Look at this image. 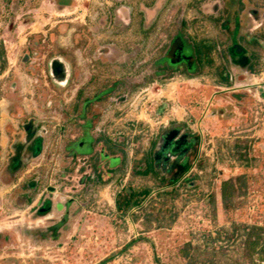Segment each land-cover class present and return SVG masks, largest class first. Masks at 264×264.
Here are the masks:
<instances>
[{"label": "rangeland", "instance_id": "obj_1", "mask_svg": "<svg viewBox=\"0 0 264 264\" xmlns=\"http://www.w3.org/2000/svg\"><path fill=\"white\" fill-rule=\"evenodd\" d=\"M72 1L0 0V141L2 132L9 138L0 163H13L17 144L31 136L18 176L25 191L38 181L26 206L11 190L16 181L4 188L12 181L0 173V264H252L241 243L245 228H264V0ZM179 31L191 50L195 43L213 49L202 67L156 80L155 63ZM101 49L105 63L96 60ZM56 58L66 63V77L51 76ZM250 59L257 73L235 65ZM227 74L230 85L221 82ZM79 88L81 102L93 100V128L82 131L84 152L93 153L89 167L67 156ZM231 93L248 101L238 105ZM175 123L197 137L189 171L166 188L134 176L135 160ZM122 151L123 173L88 181L100 158ZM240 156L252 166L243 167ZM240 176L245 193L227 210L222 184ZM129 188L150 194L124 213L116 198ZM171 188L174 196H162ZM43 194L53 209L76 197L55 234L50 227L64 212L40 215L43 202L34 205Z\"/></svg>", "mask_w": 264, "mask_h": 264}, {"label": "flooded vegetation", "instance_id": "obj_2", "mask_svg": "<svg viewBox=\"0 0 264 264\" xmlns=\"http://www.w3.org/2000/svg\"><path fill=\"white\" fill-rule=\"evenodd\" d=\"M125 6L122 5V12H125ZM142 12V11H141ZM183 24V23H182ZM196 44V43H195ZM195 44H193V49H190L189 44H187V41L185 39V36L179 31L172 39L170 42L169 46L167 47V50L163 57L161 58L160 61H157L155 63V72L153 73L154 76H156V80H163L166 78H169L172 74L176 73L173 72L178 69V72L181 70H187V71H193L195 70L197 66V60L195 56ZM192 46V45H191ZM103 50H100V53L98 52V56L96 57V60H100L101 62H104L103 58ZM105 63V62H104ZM158 66V68H157ZM59 76L60 70H57ZM94 79V76L91 75L90 78L88 79V82L85 83L84 86L90 84ZM119 86V85H118ZM116 86V88H118ZM83 97V89L79 88L76 94L74 95V98L72 100V115H71V120H72V126L74 129L73 135H72V141L70 142V146L68 147L69 153L67 156L71 157V160L73 161H80L85 165L86 167H89L87 164L91 158H92V152L87 153L84 152V149H86L89 145V143L86 141V137L83 135V130H85L86 127H91L93 128V122L90 119V114L92 112V99H88L89 97H85V99L81 102L80 99ZM81 104V105H80ZM91 112H90V110ZM88 114V115H87ZM174 129H179L180 133H178V136L174 140H170L168 138L170 131ZM88 131V130H86ZM87 136L91 137V133L88 131ZM32 137H30L31 139ZM30 139L26 140L24 143H21L20 145L17 146L16 149V156L23 154V158H27V153L29 152V147L27 144H30L29 141ZM92 139V138H91ZM197 142L192 139L188 133L183 132V130L180 127H169L166 131V133L163 136V140L161 142V145L159 147V150L157 152V157L161 163V167L164 170L169 168L168 166L172 163H176L177 167L173 170L171 173V176H174L175 173H177L178 168L183 165L185 161L189 162L190 158L192 157V154L195 152V147H196ZM86 147V148H85ZM40 151V148L37 147L36 145L33 147L32 146V154L33 156H38V152ZM101 155V151L99 150V157ZM107 156V155H106ZM20 157V156H19ZM110 160L108 159L103 160L100 158L98 160L99 164H97V172L90 174L88 176V181L90 183H103L106 182L109 178H112L114 176V173H123V168H124V156L123 153H114L109 155ZM118 160L117 166H112V162ZM165 172V171H164ZM76 179V178H75ZM38 183V181H30L28 185V190H23L22 186H18L14 188L16 190V193L14 191L15 196H20L18 195V191L21 192V196L24 197L26 200L25 203L23 204L26 206L32 205L34 202L32 201V204H29V199H30V193L32 192L31 189L35 187V185ZM96 185V184H95ZM31 188V189H30ZM76 189V187H75ZM21 190V191H20ZM50 192H54L53 188H49ZM42 204V207L38 210L39 214L42 216L49 215L50 213H63V219L55 224L54 226L50 227L51 230L55 232H58L60 228L64 227V222L67 221V215L70 207L76 206V197L70 198L66 205H61V204H56L55 208L53 209V202L48 199V197L44 196V194L36 201L37 204ZM23 203V202H22ZM65 228V227H64ZM57 234V233H56Z\"/></svg>", "mask_w": 264, "mask_h": 264}, {"label": "trees", "instance_id": "obj_3", "mask_svg": "<svg viewBox=\"0 0 264 264\" xmlns=\"http://www.w3.org/2000/svg\"><path fill=\"white\" fill-rule=\"evenodd\" d=\"M213 48L204 44H195V56L197 60V64L201 67L204 64V60L207 58L208 52ZM237 56V55H236ZM254 58V57H253ZM252 58V59H253ZM235 65L241 67L245 71L249 73H257L259 69H257L255 61L250 59V62L247 60L243 61H235ZM221 82L225 85L231 84V76L227 74L221 77ZM232 99L238 104H245V101H248L249 96L246 93H231ZM172 128L180 127L182 130L185 126L181 123L172 124ZM189 134V136L197 142V137L190 134L187 131H183ZM166 133V132H165ZM164 133V134H165ZM178 133H180L179 129H174L170 131L168 138L170 140H174ZM164 136V135H163ZM163 136L154 138L147 149V151L142 155L139 159H136L132 168V174L134 176L139 177H154L156 178L161 185L162 188L172 187L175 185L180 178H182L189 171V162L185 161L183 165H181L177 173L174 176H171L173 170L177 167L176 163L170 164L166 170L163 171L161 167L162 161H160L157 157V152L163 140ZM126 151H122L123 156L125 157ZM238 160L241 161L243 167H251V161L247 158L238 157ZM13 173H9V177L11 181H16L18 179V171H21L24 163H20L19 157L15 158L12 163ZM20 166V167H19ZM172 171V172H171ZM193 182V178H186L185 184H191ZM247 184V178L245 176H240L235 179H230L224 181L221 189V197L224 204V207L227 210H230L235 199L243 196L245 193V188ZM172 190H164L161 194L164 197H172L175 194V189ZM150 194V189H125L123 193L117 195L116 202L118 209L124 213H127L134 207H137L142 204V200L146 198ZM213 202V197L210 198ZM32 200H29L31 203ZM236 232L237 229H236ZM243 241L241 243V248L243 252L244 258L250 260L252 264H264V228L258 226H250L245 228Z\"/></svg>", "mask_w": 264, "mask_h": 264}, {"label": "crops", "instance_id": "obj_4", "mask_svg": "<svg viewBox=\"0 0 264 264\" xmlns=\"http://www.w3.org/2000/svg\"><path fill=\"white\" fill-rule=\"evenodd\" d=\"M60 1V3L61 2H64V1H67V0H59ZM68 1H70V3L72 2L73 3V1L72 0H68ZM72 3H71V5H72ZM68 4V3H67ZM71 5H69V6H71ZM15 100H16V97H15V95L11 98V102H10V106H12L13 104H14V102H15ZM4 114H10V111H6L5 110V113ZM7 115H5L6 117H7ZM28 128V127H27ZM30 128V127H29ZM31 129V128H30ZM3 129H1V131H2ZM4 132H2L1 133V141H0V149H4V148H6V150L8 149V144H9V138H8V136H7V134H3ZM31 135L33 136H35L36 134L32 131V133H31ZM31 137V136H30ZM41 137H37L35 140H37V141H35V145L37 146V145H40V143H41ZM23 142H25V141H23ZM23 142H20L19 144H21V143H23ZM17 146H18V144H17ZM17 149V148H16ZM1 155V154H0ZM13 157H12V162L14 161V156H16V152H15V150H14V154L12 155ZM20 156V157H19ZM17 155V157H19V160H20V163H21V165H22V163H23V161H24V158H23V154H20V155ZM17 157H15V158H17ZM1 160H4L3 158L1 159V157H0V161ZM12 164V163H11ZM11 164L9 163V164H7V167H6V165L2 168L1 167V163H0V173H3V172H5L4 173V175L5 176H7V175H9V173L11 172V173H13L14 172V170L12 169V166H11ZM20 167V166H19ZM5 170V171H4ZM11 173H10V175H11ZM20 173V171H18V173H17V175ZM11 177H12V175H11ZM12 183L13 182H10V183H3V187L4 188H8V187H10V185H12ZM16 184L17 185H15L14 186V188H16V187H18V186H22V180H21V177L20 176H18V179L16 180ZM14 188H12L11 190L13 191L14 190Z\"/></svg>", "mask_w": 264, "mask_h": 264}, {"label": "water", "instance_id": "obj_5", "mask_svg": "<svg viewBox=\"0 0 264 264\" xmlns=\"http://www.w3.org/2000/svg\"><path fill=\"white\" fill-rule=\"evenodd\" d=\"M57 70H60L61 71L60 74L61 75L63 74L64 77H66L67 65L60 58L53 59L50 64L51 76L54 77L55 79H59V74ZM64 83L65 81L63 80V84Z\"/></svg>", "mask_w": 264, "mask_h": 264}, {"label": "built area", "instance_id": "obj_6", "mask_svg": "<svg viewBox=\"0 0 264 264\" xmlns=\"http://www.w3.org/2000/svg\"><path fill=\"white\" fill-rule=\"evenodd\" d=\"M178 110H180V109H179V108H178V109H175V110H174V113L178 114ZM181 115H182V114H180L179 116H181ZM176 119L180 121V120H182V117H181V118H178V117H177Z\"/></svg>", "mask_w": 264, "mask_h": 264}]
</instances>
